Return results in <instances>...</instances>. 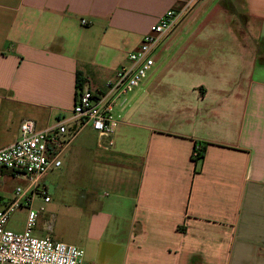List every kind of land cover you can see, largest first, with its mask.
<instances>
[{"label":"crops","instance_id":"1","mask_svg":"<svg viewBox=\"0 0 264 264\" xmlns=\"http://www.w3.org/2000/svg\"><path fill=\"white\" fill-rule=\"evenodd\" d=\"M190 1L0 0V149L25 119L71 117L78 73L104 89L167 10L186 9L117 109L114 144L86 124L62 154L78 188L58 168L39 180L61 196L46 235L85 264H264V0Z\"/></svg>","mask_w":264,"mask_h":264},{"label":"built area","instance_id":"2","mask_svg":"<svg viewBox=\"0 0 264 264\" xmlns=\"http://www.w3.org/2000/svg\"><path fill=\"white\" fill-rule=\"evenodd\" d=\"M191 0L186 7L193 4ZM186 9H169L146 33L137 50L130 53L113 78L102 90L94 91L89 85L78 90L72 116L60 119L54 126L37 129L33 119H25L20 125V137L14 143L0 149V172L9 171L27 181L14 189L9 198L0 196V264H85V251L76 244L58 241L50 234L35 235L34 227L38 209L33 205L38 193L44 200L50 196L40 191L39 180L49 170L61 166V156L68 149L80 129L90 124L108 144H114L117 109L123 107L128 96L149 76L156 61L154 51L163 37L177 25ZM86 24V20H82ZM80 119L81 123L70 127L69 120ZM195 149L192 156H197ZM19 206L28 210L27 224L23 232L7 228L11 213ZM93 264V263H89Z\"/></svg>","mask_w":264,"mask_h":264},{"label":"rangeland","instance_id":"3","mask_svg":"<svg viewBox=\"0 0 264 264\" xmlns=\"http://www.w3.org/2000/svg\"><path fill=\"white\" fill-rule=\"evenodd\" d=\"M153 75L152 73L149 74V76ZM62 160L65 161V156H61ZM63 168V167H62ZM58 168L55 170V175H59L60 179L63 178V183L65 187H71L74 186L78 188L79 184L82 182L78 179L73 180L76 176H70L69 174L62 173L63 169ZM51 171V170H50ZM49 171L48 175L51 172ZM62 174V175H61ZM64 174V175H63ZM23 186L24 188L27 187L28 183L27 181L21 180L19 176H15L13 174H4V176L0 177V196H3L4 198H9L13 195L14 189L17 186ZM50 196L52 197V202L49 204L44 203V195L42 193H38V195L35 198V201L33 203L34 207L38 209V218L36 225L34 227L35 235L38 237H43L46 235L48 225L55 224V220L57 217H59L60 212L62 213V206H58V200L61 197L59 193H51ZM68 199H71L70 197H67ZM43 207V208H41ZM27 213L28 210L25 206H19L17 207L10 215L9 221L7 223V228L15 231V232H23L25 230L26 224H27ZM76 213H69V215H73ZM77 221H75L76 223ZM71 224V223H70Z\"/></svg>","mask_w":264,"mask_h":264},{"label":"trees","instance_id":"4","mask_svg":"<svg viewBox=\"0 0 264 264\" xmlns=\"http://www.w3.org/2000/svg\"><path fill=\"white\" fill-rule=\"evenodd\" d=\"M83 85H84V78H82V75L81 74L79 75V73H78V77H77V89H80ZM195 149H197L198 154L195 157L192 156V158L194 159V161L198 162L199 160H201V159L204 158L206 147H205V145L197 144L194 147V150ZM11 174H13V173H11Z\"/></svg>","mask_w":264,"mask_h":264}]
</instances>
